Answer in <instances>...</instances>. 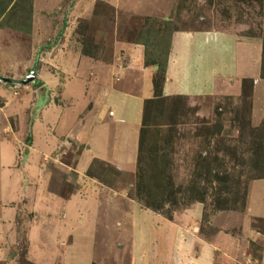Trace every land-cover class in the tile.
I'll return each instance as SVG.
<instances>
[{
	"label": "rangeland",
	"instance_id": "1",
	"mask_svg": "<svg viewBox=\"0 0 264 264\" xmlns=\"http://www.w3.org/2000/svg\"><path fill=\"white\" fill-rule=\"evenodd\" d=\"M10 6L0 14V78H33L20 86L0 82V144L13 155L12 187L23 192L11 216L0 217V264H72L71 258L78 264H133L141 261L134 244L145 235L161 250L157 264H264V165L258 163L264 141V0H15ZM150 32L163 36L161 48L167 36L170 46L173 34L198 33L230 39L231 47L233 41L254 45V75L238 79L232 91L227 82H215L205 96H166V59L163 75L146 78L149 91L129 169L111 150L74 173L83 146L72 140L83 142L81 132L88 133L82 120L93 109L92 77L102 85L103 71L107 77L111 71L107 84L114 86L118 69H141ZM221 59L212 67L222 66ZM105 100L97 101L99 107ZM47 106L52 109L44 111ZM33 149L36 164H44L41 187L37 174L36 183L28 179L36 173L26 168ZM31 186L64 197L85 227L98 214L95 221L111 229L82 238L65 236V230L50 236L51 215L33 221ZM90 192L99 199L93 205L86 200ZM174 234L187 245L180 260L172 253ZM194 238L197 253L190 250Z\"/></svg>",
	"mask_w": 264,
	"mask_h": 264
},
{
	"label": "crops",
	"instance_id": "2",
	"mask_svg": "<svg viewBox=\"0 0 264 264\" xmlns=\"http://www.w3.org/2000/svg\"><path fill=\"white\" fill-rule=\"evenodd\" d=\"M230 43V39L229 42L226 43L225 38L222 36L221 38H211L209 33L190 34L188 36L180 37L173 34L171 36L169 54L167 57L165 79L162 85L163 94L166 96H188L190 98L201 97L211 93L215 82L218 84H220V82H227L226 85L229 91H232V89L234 90L236 88L238 79L245 77L251 78L255 72L253 67L254 65H257L255 60L258 59L259 56L258 52L253 48L255 46H250L249 43L239 46V43L233 41V46L231 47ZM138 47L139 46H137V48ZM250 54L253 56V61L248 59V55ZM226 56L230 60L232 57V63L228 59L225 60ZM220 59L222 60V66L213 68L211 62H218ZM217 64H219V62ZM91 65L93 66V64ZM153 72V68L143 67V65L141 69L139 68L137 70L132 69L124 71L118 69L115 75L117 80H115L114 86H112V84H107V80L112 73L111 71L109 72L108 77L106 76L107 72L105 70L103 71V75L101 76V78H103L102 85L99 82L100 77L97 79L92 77L91 83L93 84L94 92L91 96L92 99L90 104L93 109L89 111L87 117L82 120L85 123H89L88 133L83 134L81 132V134L84 135L83 142H79V140L77 141L78 137L75 138V136V140H72L75 145L83 146L78 154V159L74 166L76 172L74 173H81L82 170H84V167L93 159L100 160L103 155L108 157V153L111 150L117 151L119 161L126 165L125 170L129 169L130 162L133 160L135 154H137V138L141 125V104L144 99L143 96L149 91V87H147L148 80L146 81V78L150 79ZM142 73H146L147 76L144 77ZM93 75L94 74H91V76ZM141 82H143V84ZM105 97L106 100L103 105L99 107L97 101ZM47 108L52 109V106H47L44 108V111H47ZM107 110H110L113 114L112 118L107 116ZM34 143L35 139H32V144ZM0 145L2 147L0 148V154H2V159L0 161V217L4 216L7 218L11 216L13 209L18 203L20 204L22 199L21 193L23 192H16L14 187H12L11 175L15 173V169L12 165L14 162L13 155L9 149L4 147V145ZM32 152V156H28V161H26V168L28 170L31 168L32 172L36 173H34L32 178L29 177L28 179H35L36 183L35 174H37L41 182L39 186L41 187L45 182L43 175H41V173H45L44 164L39 165L38 162L36 164L34 161V155L36 156L38 154L37 149H33ZM14 178L16 180V176H14ZM31 187L30 193L33 192V200L32 195H30L32 203H30L31 206L29 208L36 213L33 221L38 223L48 219L51 215L50 226L46 230V233L50 231V236H60L62 230H65V236L69 234L72 236L81 235L80 237L82 238L83 235L85 237H88V235L93 236L95 233L101 231L104 232V234H107L106 231L108 230L106 229H111L110 225L97 223L95 221V217L98 214L93 215L92 218L86 216L84 220L88 218V222L91 225L85 227L83 223L80 224L78 221L79 218L76 220V217L80 215V212H76L75 210L72 212L68 207L67 201H62L64 197H56L49 193L41 194L40 191H38L40 187ZM12 188L14 189V192L11 191ZM85 192L89 193L88 191ZM98 193L101 192L99 191ZM90 194L91 196H88L86 199L88 202L87 204L93 205L94 203H97L99 199L97 197V199H94L91 192ZM106 194L107 197L111 198L107 192ZM22 196L25 197V193ZM67 197L65 198L67 199ZM7 203L8 205H6ZM101 203L104 204L105 202L103 203L101 201ZM56 207H58V210L54 213L53 218V212L55 210L53 208ZM145 217L151 222L152 216L145 215ZM66 218L68 223L65 225ZM36 230H38V227L34 228L33 232L35 233ZM81 231L83 233H81ZM31 235L32 237H29ZM28 237L33 238V233L30 235L28 234ZM64 238L65 237H63V240H61L62 242L58 244L59 249L57 248V253L62 249L65 240ZM178 239L181 240L180 234H174L172 240L176 243L174 242L175 250H173L172 253L175 256V259L180 260L184 258L182 248L187 245L183 246L181 242L182 240L179 243ZM191 243L190 250L197 253L195 248L199 249L200 247L199 245H195V238ZM134 245L140 250L141 255L138 258L141 261L133 264H157V253L161 252V250L158 249L155 242H152L149 239L147 240L145 235L141 243H136ZM159 248L163 247L160 246ZM74 250H76V248H73L72 251L70 250L71 253H73ZM138 253L139 252H137L136 256H138ZM71 260L72 264H78L75 262L74 258H71ZM184 260L185 264H190V262H188L189 259ZM126 261H128V258Z\"/></svg>",
	"mask_w": 264,
	"mask_h": 264
},
{
	"label": "trees",
	"instance_id": "3",
	"mask_svg": "<svg viewBox=\"0 0 264 264\" xmlns=\"http://www.w3.org/2000/svg\"><path fill=\"white\" fill-rule=\"evenodd\" d=\"M14 2L15 0H1L0 14L3 13V10L5 8H8L10 5L12 6ZM163 29L165 30L164 32H166L168 30V26L166 25ZM145 39H147V37H145ZM145 39L142 41L143 43L145 42ZM148 39H149V43L146 46L149 47V53L147 54L148 56L147 61L146 62L143 61V65L145 67H151L154 69V72L156 73V75L154 76L153 80H155L157 78V74L159 76V75H163L164 73V67L166 65V59L168 56L167 54H168L170 37L167 36L165 46H163L164 48H161V42L163 41V36H157V34L155 35L150 32ZM263 49H264V46H263ZM143 58H144V53H143ZM162 79H163V76H162ZM162 79L160 78V81H162ZM160 84L155 87V89L156 90L158 89V91L160 90V86H161ZM26 141L29 142L28 139ZM259 151L262 153V158L259 160L258 163H261L260 166H263L264 165V141H261V143H259Z\"/></svg>",
	"mask_w": 264,
	"mask_h": 264
},
{
	"label": "water",
	"instance_id": "4",
	"mask_svg": "<svg viewBox=\"0 0 264 264\" xmlns=\"http://www.w3.org/2000/svg\"><path fill=\"white\" fill-rule=\"evenodd\" d=\"M33 78V75L32 73L29 74L28 77L22 79L20 82H11V81H8L7 79H3V78H0V82L2 83H9V84H14V85H25L26 83H28L29 81H31Z\"/></svg>",
	"mask_w": 264,
	"mask_h": 264
},
{
	"label": "clouds",
	"instance_id": "5",
	"mask_svg": "<svg viewBox=\"0 0 264 264\" xmlns=\"http://www.w3.org/2000/svg\"><path fill=\"white\" fill-rule=\"evenodd\" d=\"M12 85H14V84H12Z\"/></svg>",
	"mask_w": 264,
	"mask_h": 264
}]
</instances>
